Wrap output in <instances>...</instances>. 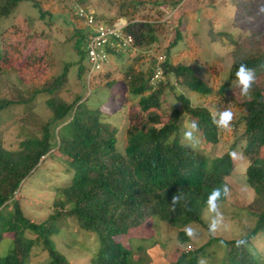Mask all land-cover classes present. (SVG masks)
<instances>
[{
	"label": "trees",
	"instance_id": "1",
	"mask_svg": "<svg viewBox=\"0 0 264 264\" xmlns=\"http://www.w3.org/2000/svg\"><path fill=\"white\" fill-rule=\"evenodd\" d=\"M24 1H32L41 18L51 15V11H44L41 0H0V22ZM129 11L122 7L121 15L126 16ZM77 16L82 24L80 34L87 45L83 18ZM95 16L97 21H103L96 13ZM154 26L151 22L129 21L126 30L141 48L158 41ZM177 33L170 48L176 47L182 39L180 32ZM3 38H0V74L11 70V65H7L14 54L11 49L20 47L9 46ZM234 44L230 79L235 80L240 63L247 64L256 74V82L247 99L240 101L228 96L227 100L245 120L244 154L249 160L246 176L256 196L258 219L245 237L227 240L212 236L196 250L184 249L171 264H200L201 260L210 258L208 248L213 243L226 247L225 264H263L251 253L249 244L256 236H264V40L262 35L254 34ZM84 53L87 56L85 50ZM116 56L125 55L118 53ZM42 60L33 54L27 62L40 66ZM162 65L165 75L172 74L180 79L184 87L201 98L214 93L213 84L204 81L193 66L174 64L168 59ZM86 71L80 66L79 75L85 76ZM153 73L152 65L146 71L137 65L127 69L129 92L138 97L140 111L130 113L123 149H119L118 130L103 119L104 111L85 105L81 94L73 101L61 95L46 101L52 116L42 125L41 137L22 140L16 150L0 145V247L12 234L8 252L0 254V264H30L34 248L41 245L52 258V264H72L51 242L52 236L60 232L54 223L71 216L79 221L83 230L94 233L99 240L92 264H136L133 245L128 247L120 238L142 228L150 219L159 218L175 226L205 224L203 213L208 195L214 188L228 187L227 178L235 168V160L231 152L210 158L183 143L180 125L183 112L198 124L196 134L209 143H219L220 129L212 122L214 114L206 106H193L188 97L180 95L183 110L175 109L168 119L165 118L163 101L168 90L174 88L163 82L153 90L150 85ZM60 79L44 83L43 87L35 89L34 95L54 91L63 83ZM220 94L223 95V91ZM13 104L12 100L0 99V116ZM60 125L63 127L56 132ZM55 148L73 175L66 186L57 190L52 205L54 214L48 220L35 222L26 216L16 194L41 165L42 158L50 157ZM174 195L180 197L175 205L172 204ZM226 199L227 196L222 197L219 202ZM180 239L189 240L183 230ZM237 240H244L245 244L238 247Z\"/></svg>",
	"mask_w": 264,
	"mask_h": 264
},
{
	"label": "rangeland",
	"instance_id": "2",
	"mask_svg": "<svg viewBox=\"0 0 264 264\" xmlns=\"http://www.w3.org/2000/svg\"><path fill=\"white\" fill-rule=\"evenodd\" d=\"M41 5L44 11H51V15L41 18L33 2L24 1L0 22V38L4 37L9 46L20 45L18 49H11L14 54L7 64L11 65V70L0 74V99L15 102L0 116V145L16 150L22 140L41 137L42 125L52 116L46 101L59 95L73 101L81 94L85 105L104 111L103 119L118 130L119 149H123L130 113L140 111L138 97L129 92L128 67L137 65L140 70L146 71L152 65L154 70L161 56L174 64L191 65L204 81L213 84L214 93L201 98L184 87L180 79L172 74L166 75L163 82H168L174 89L168 90L162 111L168 119L173 110H183L179 96L185 95L193 106H206L217 116L219 107L231 108L234 112L231 126L227 130L220 129V142L217 144L209 143L194 133L198 143L193 148L182 134L183 143L210 158L235 153L232 155L235 168L227 178L229 195L225 201L218 202L222 222L214 235L210 233L209 223L214 214L206 208L203 213L205 224L175 226L153 218L120 240L128 247L133 245L136 264H171L184 249L190 247L196 250L212 236L227 240L245 237L256 225L258 204L253 189L247 183L249 160L244 154L247 144L243 135L245 120L227 97L240 101L248 98L240 94V88L233 83L235 80L230 79L234 61L232 52L235 42L239 43L254 34L262 35L264 40V12L261 11L264 0H41ZM122 7L130 9L126 16L121 15ZM79 8L95 12L104 23H113L121 18L151 22L155 25L158 41L141 46L137 52H125L124 57L113 56L104 71L92 79L90 91L86 73L85 76L79 75L80 66H84V72L88 69V58L84 53L86 44L80 34L82 24H79L77 16ZM177 31L182 39L176 47L170 48L178 37ZM33 54L42 57L40 66L27 62ZM60 77L63 83L54 91L34 95L35 89ZM23 100L28 101L20 102ZM191 123L189 115L183 112L180 119L182 133ZM62 127L58 126L56 132ZM50 155L42 158L41 165L16 194V198L23 203L26 216L35 222L48 220L54 214L52 205L57 190L66 186L73 175L57 148ZM54 225L60 228V232L52 236L51 242L68 261L72 264H92V255L99 247L97 236L83 230L73 216L57 220ZM189 226L195 236H187L189 240L182 241L180 232H185ZM11 237L10 233L1 243V255L8 252ZM42 247L34 248L30 264H52V258ZM208 250L210 258L203 259V264L226 263L225 246L213 243ZM249 250L264 264L262 234L252 239Z\"/></svg>",
	"mask_w": 264,
	"mask_h": 264
},
{
	"label": "built area",
	"instance_id": "3",
	"mask_svg": "<svg viewBox=\"0 0 264 264\" xmlns=\"http://www.w3.org/2000/svg\"><path fill=\"white\" fill-rule=\"evenodd\" d=\"M77 14L83 18L86 36V52L88 58V69L86 71L87 82L91 89L93 78L98 77L105 69V65L109 60L118 53L137 52L139 47L135 37L127 32L126 28L129 21L121 18L111 24L97 21L95 12L85 10L84 8L77 9ZM164 57H159L154 73L150 81L153 90H156L160 83L166 79L162 63Z\"/></svg>",
	"mask_w": 264,
	"mask_h": 264
},
{
	"label": "clouds",
	"instance_id": "4",
	"mask_svg": "<svg viewBox=\"0 0 264 264\" xmlns=\"http://www.w3.org/2000/svg\"><path fill=\"white\" fill-rule=\"evenodd\" d=\"M261 11L264 12V5L261 6ZM255 82H256V74L254 69L250 68L245 63H240L237 71L235 72V81L233 82L236 83L240 88V94L242 96H248ZM233 119H234V112L231 110V108H223L222 110L219 111L218 116L216 114L212 116V122L216 125L217 129H221V130H227L231 126ZM198 128H199L198 124L195 121H193L190 127L186 128L183 131L184 140L188 141L189 145L193 148H195L198 143L194 135V133L198 131ZM232 155L234 156L235 153H233ZM228 195H229V188L227 187V185L214 188L208 195L207 208L209 212L214 214L211 219V222L209 223V231L213 235L215 234L218 226L220 225L223 219L222 214L219 211L218 202L222 199V197H226ZM179 199H180L179 196L174 195L172 198V204L173 205L177 204L179 202ZM185 233L190 238L195 236V232L190 226L186 227ZM236 244L239 247L245 244V241L237 240ZM186 250H194V249L188 247ZM200 264H203L202 260Z\"/></svg>",
	"mask_w": 264,
	"mask_h": 264
}]
</instances>
